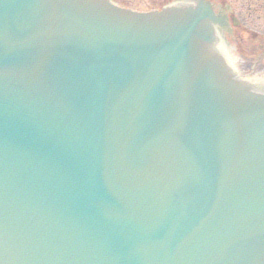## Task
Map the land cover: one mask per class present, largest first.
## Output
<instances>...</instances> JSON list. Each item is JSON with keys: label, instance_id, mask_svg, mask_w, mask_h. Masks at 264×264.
Here are the masks:
<instances>
[{"label": "water", "instance_id": "obj_1", "mask_svg": "<svg viewBox=\"0 0 264 264\" xmlns=\"http://www.w3.org/2000/svg\"><path fill=\"white\" fill-rule=\"evenodd\" d=\"M190 6L0 0V264H264V89Z\"/></svg>", "mask_w": 264, "mask_h": 264}, {"label": "rangeland", "instance_id": "obj_2", "mask_svg": "<svg viewBox=\"0 0 264 264\" xmlns=\"http://www.w3.org/2000/svg\"><path fill=\"white\" fill-rule=\"evenodd\" d=\"M130 10L145 12L156 7L157 4L166 5L175 0H112ZM222 1V0H221ZM241 16V23L231 32L236 35V40L229 39L234 47L236 66L245 76H262L264 74V0H224ZM239 14V15H237ZM237 42V43H236ZM264 85V82L260 83Z\"/></svg>", "mask_w": 264, "mask_h": 264}, {"label": "bare ground", "instance_id": "obj_3", "mask_svg": "<svg viewBox=\"0 0 264 264\" xmlns=\"http://www.w3.org/2000/svg\"><path fill=\"white\" fill-rule=\"evenodd\" d=\"M183 3H185V2H183ZM214 51L235 74H237L239 77H241L239 74V71L236 67V64H235L236 58L233 56L228 45L226 44L222 31L220 32V34H219V36H218V38L214 44ZM243 79L250 82V79L248 77H243ZM251 83H252V80H251Z\"/></svg>", "mask_w": 264, "mask_h": 264}, {"label": "flooded vegetation", "instance_id": "obj_4", "mask_svg": "<svg viewBox=\"0 0 264 264\" xmlns=\"http://www.w3.org/2000/svg\"><path fill=\"white\" fill-rule=\"evenodd\" d=\"M212 2H214V3L217 2L218 3L219 6L217 8L214 5L215 11L217 13H219L221 16L225 17V19L228 22V25H230L232 29H234L235 27L240 25L241 16L239 14H237L239 16L236 17V15H235L236 12L234 11V9L232 7H230V6L228 7V5L224 3V0H222V1L221 0H214ZM229 32L230 31L225 29L224 34L227 35L232 40L237 41L236 38H235L236 35L232 33L233 36H231V33H229Z\"/></svg>", "mask_w": 264, "mask_h": 264}]
</instances>
